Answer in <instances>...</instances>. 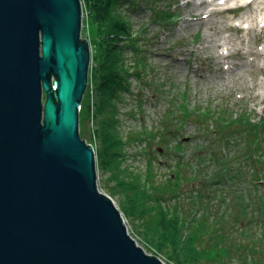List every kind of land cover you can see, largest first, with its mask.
I'll list each match as a JSON object with an SVG mask.
<instances>
[{
    "label": "water",
    "instance_id": "95a60500",
    "mask_svg": "<svg viewBox=\"0 0 264 264\" xmlns=\"http://www.w3.org/2000/svg\"><path fill=\"white\" fill-rule=\"evenodd\" d=\"M81 18L80 0H0V264H164L98 192Z\"/></svg>",
    "mask_w": 264,
    "mask_h": 264
},
{
    "label": "trees",
    "instance_id": "16d2710c",
    "mask_svg": "<svg viewBox=\"0 0 264 264\" xmlns=\"http://www.w3.org/2000/svg\"><path fill=\"white\" fill-rule=\"evenodd\" d=\"M121 1L82 0L87 19L81 34L90 39L94 26L96 37L90 41L78 128L80 138L93 146L97 169L108 177V195L118 196L122 216L168 262L264 264L263 118L252 122L227 106L203 114L180 101L169 116L174 145L167 134L148 136L162 140L167 178L150 184L153 176L146 181L121 169L126 140L118 130L119 105L130 93L131 79L147 87L144 79L152 70L150 43L143 30L133 31ZM143 101L136 100L138 107ZM187 123L197 134L177 138Z\"/></svg>",
    "mask_w": 264,
    "mask_h": 264
},
{
    "label": "rangeland",
    "instance_id": "374dc122",
    "mask_svg": "<svg viewBox=\"0 0 264 264\" xmlns=\"http://www.w3.org/2000/svg\"><path fill=\"white\" fill-rule=\"evenodd\" d=\"M199 1L123 0L120 4L133 31L143 30L145 40L150 43L147 62L152 68L144 79L149 85L140 86L139 81L132 78L130 93L124 95V102L119 105L118 130L126 140L121 169L139 173L146 181L153 176L150 184L164 181L169 170L166 157L161 156L164 154L162 140L148 136L167 134L170 146L174 145L176 138L173 141L169 116L173 105L178 106L180 101L203 114L224 110L227 106L234 113H245L252 122L264 119V56L255 55L264 50V14H259L255 20H242V12L238 16V13L215 15L209 30V25H198L193 19L195 13L190 12ZM234 3L230 2L228 6ZM82 24L84 26L86 21ZM95 34V27L90 26V39L82 34L81 37L88 40L90 47ZM215 43L219 44L217 49ZM238 50L246 53L248 59L241 61L235 54ZM140 97L144 101L138 107L136 100ZM89 128L92 133V127L88 125L86 134H89ZM196 134L194 124L187 123L179 130L177 138H192ZM130 137L135 139L129 140ZM95 171L98 192L110 197L120 212L118 196L108 195L105 189L107 175L96 165ZM152 195L158 196L157 193ZM122 217L127 233L137 246L146 254L161 258L164 264H173L146 246L130 221Z\"/></svg>",
    "mask_w": 264,
    "mask_h": 264
},
{
    "label": "bare ground",
    "instance_id": "6f19581e",
    "mask_svg": "<svg viewBox=\"0 0 264 264\" xmlns=\"http://www.w3.org/2000/svg\"><path fill=\"white\" fill-rule=\"evenodd\" d=\"M232 1L235 2L234 5L228 6ZM187 4L188 3H186V5ZM219 5L227 7L220 8L218 7ZM190 12L195 13L196 17L193 19L197 21L198 25H209L210 30L213 26V23L211 22L212 17H214L215 15L238 13L236 15L238 16L239 13L242 12V20H255L259 14H264V0H200L198 4H194ZM210 39L214 40L211 37ZM217 41L219 43V39H217ZM208 42L206 43V45L209 46ZM218 43H215V49L219 47ZM235 54L241 61L248 59L247 54L242 52L241 50H238V52ZM255 55L264 56V50L255 53ZM219 66L221 67V69L223 68L221 64H219Z\"/></svg>",
    "mask_w": 264,
    "mask_h": 264
},
{
    "label": "built area",
    "instance_id": "2783aa9c",
    "mask_svg": "<svg viewBox=\"0 0 264 264\" xmlns=\"http://www.w3.org/2000/svg\"><path fill=\"white\" fill-rule=\"evenodd\" d=\"M81 2V1H80ZM81 12H82V18H81V23L83 22V20L86 21L87 19V13L86 11L83 9L82 3H81ZM82 28H83V24H82ZM78 110H80V107L78 108ZM90 145V144H89ZM92 146V145H91ZM93 147V146H92ZM161 260V258H158ZM162 261V260H161Z\"/></svg>",
    "mask_w": 264,
    "mask_h": 264
}]
</instances>
